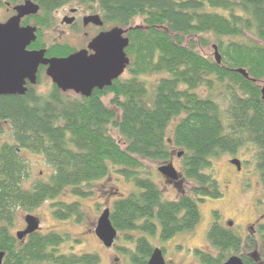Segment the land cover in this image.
Here are the masks:
<instances>
[{
    "label": "trees",
    "instance_id": "16d2710c",
    "mask_svg": "<svg viewBox=\"0 0 264 264\" xmlns=\"http://www.w3.org/2000/svg\"><path fill=\"white\" fill-rule=\"evenodd\" d=\"M24 1L0 0V10L14 15L12 8ZM30 1L38 5L39 13L21 22L37 27L29 50L44 49L47 58L74 53L65 44L46 46L43 32L52 27V15L60 8L74 2L95 5L103 26L127 31L129 79H118L89 98L62 95L55 86L43 96L29 85L23 96H0V138L5 127L11 131V142L0 141L2 264H98L94 254L60 252L68 240L64 234L37 232L19 241L11 228L18 210L31 212L46 202L56 221L80 223L84 217L80 201L91 198L96 184L112 174L138 190L118 194L109 210L123 243L133 246L119 248L129 264H147L155 248L145 236L159 230L160 239L168 241L190 233L201 219L199 204L222 198L211 170L212 160L220 155L234 156L254 145L264 190V101L259 93L264 78V0ZM136 19L142 24L132 26ZM207 34L218 39L221 65L196 50L197 44L207 46L201 38ZM237 69L246 71L249 80ZM154 75L161 77L149 89L144 77ZM200 89L208 95L197 94ZM220 91L228 98L225 120L214 100ZM109 129L116 131L121 144ZM176 150L179 173L192 189L168 201L143 173L142 161L167 164ZM22 152L43 157L52 169L48 181L23 187L30 167ZM67 196L76 200H59ZM256 232L258 238L242 240L221 226L214 214L206 240L218 254L199 250L194 254L203 264H222L230 255L239 256L243 264L264 263V225ZM246 250L253 252L252 260L242 255Z\"/></svg>",
    "mask_w": 264,
    "mask_h": 264
},
{
    "label": "rangeland",
    "instance_id": "374dc122",
    "mask_svg": "<svg viewBox=\"0 0 264 264\" xmlns=\"http://www.w3.org/2000/svg\"><path fill=\"white\" fill-rule=\"evenodd\" d=\"M78 9L76 16L71 15V10ZM99 15L97 6L83 5L79 2L68 4L52 15L53 25L49 30L43 32V41L46 46L51 45H67L74 52L86 49L87 44L92 38L102 31H108L114 26L106 25L102 28L92 26L83 27L82 20L87 16ZM12 16L8 9L0 10V23H4ZM75 17V23L71 26L62 24L65 17ZM141 20L136 19L132 26L141 25ZM28 26L36 27L33 23ZM37 28V27H36ZM125 30V29H122ZM203 41H206L207 46L196 45V50L204 57L214 61V48L217 49L218 39L210 34L202 35ZM197 41V40H196ZM218 51V50H217ZM220 55V53H218ZM221 56V55H220ZM161 76L144 77L147 81L148 88L155 83ZM37 78L40 79L39 84L35 87L40 95H48L53 84L45 75V70L38 72ZM121 80L129 79L127 70L119 78ZM262 85V81L259 86ZM150 86V87H149ZM68 97H75L73 93H61ZM202 97L208 95L204 89L197 91ZM214 95L217 92L213 93ZM78 97V96H77ZM110 96L103 99L105 105H108ZM214 100L220 106L223 120L226 119V109L228 107V98L223 95V91L219 95L214 96ZM226 122V121H225ZM175 121L169 128V139ZM110 135L121 144V141L115 130L109 129ZM1 142H11V131L5 127V135L0 138ZM176 150L170 163H153L151 161H142L143 173L158 186L165 200H175L181 194H189L192 185L185 181L179 173L180 163L176 157ZM256 152L254 145H246L237 155L222 154L220 157L212 160V172L222 191V198L218 200L206 199L199 204L200 222L194 231L190 233H180L174 238L163 241L159 237V230L155 236H145L148 242L155 248L163 250V258L166 264H203L201 260L195 256L194 251L199 250L209 253L213 256L217 255V251L207 244V232L214 221V214L219 216L221 226L228 228L234 235L242 240L247 237L258 238V233L254 229H258L260 225H264V190L261 186L259 175L256 170ZM21 157L30 167L28 179L23 182V187L29 189L36 181H48L52 169L48 167L43 160V157L22 152ZM232 160H237L240 164L239 169L233 164ZM172 164L179 173L177 182H171L158 173V168ZM138 190L132 183H127L115 175L100 181L94 188V194L91 198L81 200L84 217L80 223H76L73 219L60 222L56 221L52 216L50 202L42 204L38 209L31 212L18 210L15 216V224L11 228V234L15 236L17 232L23 231L26 227L24 219L27 215L36 217L39 220L38 231L41 234L56 232L64 234L68 240L60 247V252L81 254H94L99 257L98 264H129L128 260L119 252V248L133 249V246L123 243V235L117 233V238L111 248H105L95 235L97 221L102 212L106 209H111L114 199L118 194H136ZM61 201L72 202L74 199L71 196L59 198ZM228 223H232L228 227ZM18 240V239H17ZM242 255L250 256L253 252L242 251ZM237 255L227 256L225 261ZM239 257V256H238ZM264 264V263H258Z\"/></svg>",
    "mask_w": 264,
    "mask_h": 264
},
{
    "label": "water",
    "instance_id": "95a60500",
    "mask_svg": "<svg viewBox=\"0 0 264 264\" xmlns=\"http://www.w3.org/2000/svg\"><path fill=\"white\" fill-rule=\"evenodd\" d=\"M12 15L0 23V96H23L27 86L37 85L39 69L45 68V75L60 93H73L89 98L93 91L109 88L125 72L129 59L125 53L129 45L127 31L112 28L98 33L86 46V49L70 54L64 58H47L45 50H29L36 41V27L22 26L21 22L39 13V7L30 0L12 8ZM74 19L66 18V25ZM83 27L89 24L101 28L103 22L99 15L83 18ZM214 62L221 65V57L214 48ZM245 79L249 77L243 69L235 71ZM260 97L264 101V78L260 86ZM177 157H180L178 155ZM231 164L239 169L237 160ZM158 173L171 182H177L179 174L172 164L158 168ZM25 229L16 233V238L23 241L26 237L39 231V220L31 215L24 219ZM232 223L228 224L231 227ZM95 235L105 248H111L117 238V231L110 222V211L102 212L97 221ZM5 254L0 252V264ZM147 264H166L161 250L154 249ZM222 264H243L238 256H231Z\"/></svg>",
    "mask_w": 264,
    "mask_h": 264
},
{
    "label": "flooded vegetation",
    "instance_id": "af4514ba",
    "mask_svg": "<svg viewBox=\"0 0 264 264\" xmlns=\"http://www.w3.org/2000/svg\"><path fill=\"white\" fill-rule=\"evenodd\" d=\"M70 13H71V15L76 16L77 13H78V9H76V10H71ZM73 16L70 17V18L74 19V21L72 22V24L67 25V26H71V25H73V24L75 23V17H73ZM66 18H68V17H65L64 19H66ZM63 21H64V20H63ZM63 21H62V24H65ZM82 24H83V22H82ZM65 25H66V24H65ZM88 26L95 27V26H93V25H91V24H89ZM88 26H86V27H88ZM95 28H97V27H95ZM92 39H93V38H92ZM92 39H91V40H92ZM91 40H90V41H91ZM43 69L45 70V68H43ZM255 231H256V229L253 228V232H255ZM247 238H249V237H247ZM252 257H253V255L251 254L250 256H248V259H249V260H252V259H253ZM253 261H255L254 263H257L256 260H253ZM258 263H260V262H258Z\"/></svg>",
    "mask_w": 264,
    "mask_h": 264
}]
</instances>
